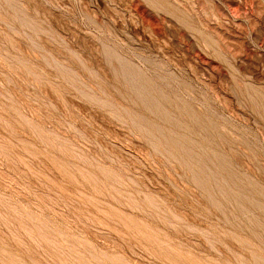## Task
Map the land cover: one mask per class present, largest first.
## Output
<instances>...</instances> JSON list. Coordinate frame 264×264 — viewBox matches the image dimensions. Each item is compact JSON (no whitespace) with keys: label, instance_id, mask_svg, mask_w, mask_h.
Instances as JSON below:
<instances>
[{"label":"rangeland","instance_id":"obj_1","mask_svg":"<svg viewBox=\"0 0 264 264\" xmlns=\"http://www.w3.org/2000/svg\"><path fill=\"white\" fill-rule=\"evenodd\" d=\"M0 264H264V0H0Z\"/></svg>","mask_w":264,"mask_h":264}]
</instances>
